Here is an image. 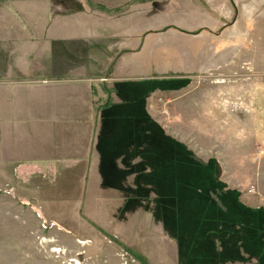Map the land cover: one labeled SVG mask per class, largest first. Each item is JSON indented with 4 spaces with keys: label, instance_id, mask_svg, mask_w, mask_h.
<instances>
[{
    "label": "rangeland",
    "instance_id": "1",
    "mask_svg": "<svg viewBox=\"0 0 264 264\" xmlns=\"http://www.w3.org/2000/svg\"><path fill=\"white\" fill-rule=\"evenodd\" d=\"M160 1L12 0V84H0L12 118L63 86L74 102L57 118L94 127L96 155L89 166L90 155L0 154V264H61L58 245L79 264H200L201 252L208 264H264V3L231 29L262 49L240 51V70L193 71L201 28L164 24L175 20ZM8 136L1 127L0 152Z\"/></svg>",
    "mask_w": 264,
    "mask_h": 264
},
{
    "label": "crops",
    "instance_id": "2",
    "mask_svg": "<svg viewBox=\"0 0 264 264\" xmlns=\"http://www.w3.org/2000/svg\"><path fill=\"white\" fill-rule=\"evenodd\" d=\"M231 1L235 4L238 3L237 7L239 4L243 5V7L247 3L248 5H246L244 8L242 7L243 10L242 8L239 9L238 7L239 11L233 18V24L229 28L221 27L222 24H225L224 20L232 16V10L227 6L228 0L160 1L161 3H165L166 9L163 11L169 10V13L174 15L173 18L175 20L167 21V23L163 22L164 24L181 28L192 26L201 28V33L192 34V36H190L192 40L194 39L197 43L194 45V42H192L191 40V44L187 48L189 49L192 56V63L190 66L191 70L204 71L211 70L215 67H222L224 69L238 68V70H240V51H256L257 49H262L261 44H258V46L256 44H251L252 46L246 44L241 45V43L238 41L241 39L240 36L244 35L243 32L238 29L231 30L234 25L238 24L237 22L241 17L252 21L256 16L254 15V13H256L258 9H261V5L256 6L252 3L250 4L252 0ZM0 2L5 3H0V84L11 85L12 0H3ZM7 3L8 5H6ZM262 3H264V0H260V4ZM242 12L244 14L243 16H241ZM179 13L180 16H177ZM182 18H184L185 20L183 21ZM92 29L91 27H87L86 32L85 30L84 32L87 35H90ZM114 29H117V31L119 32L113 33L112 35L122 37L124 35L123 38L119 37L120 41L122 43H127L128 36L126 37V35H128L129 31L126 29V27L122 29L120 27H114ZM74 32H76L74 33V35H80L81 33V31L79 30L78 32L74 30ZM134 34L135 32L133 31L132 35ZM136 34H138V30ZM59 35L60 37H64L63 32H60V34L58 32V34L56 33L55 35L57 37L56 39L59 38ZM51 37L55 39L54 34H52ZM76 38L78 37L76 36ZM138 39L139 36L135 37L134 41H138ZM204 40L208 43L205 48H202L200 53H203V51L205 53L206 51V54L208 56L206 57V60L203 61V59H196L194 58V56H198L199 48L201 47V45H204L200 41ZM231 61L233 62L231 63ZM54 62L55 60H53V63ZM231 64H233V66ZM244 67L249 68L252 66L249 62ZM83 83L86 84L85 81ZM217 83L220 84L221 82L218 81ZM234 83L240 84L241 81L235 80ZM54 87H60V84L58 83ZM232 87L233 89L239 90L238 85L233 84ZM61 89L62 92L54 91L53 88H50L49 92H45L46 94L44 93L43 95L46 98V100H44L47 101L46 104H39L35 107H32L33 105L31 104L22 108L20 106H18L17 108L13 107L17 110H15L17 112V116H15L14 118H12V96L10 95V93L6 94L5 92L3 95L0 94V129L2 127V129L8 131V137L10 138V143H7L8 151L5 150V153L8 154V156H6L5 153L1 151L0 154H2V156H5V158H7L8 160L11 159L12 163L15 161H40L42 163L67 159L82 160L87 159V156L90 155V158L88 156V159L89 166H91V156L96 155V152L94 150L95 141L92 137L94 135L93 131H95V129L94 127L90 128V125L88 124V122L86 123L85 119L81 120L80 118L79 120L83 122L85 121V123L79 124L75 123V121L65 122L66 120H59V118H57V115L59 116L65 113L69 104H71V102H74L73 98L67 93V91H64L63 86L61 87ZM81 91H85L86 95L88 93L86 87H84V89ZM246 91L247 90H245V92ZM224 92L226 93V95L231 93V97L234 98L241 96L242 93L245 95L244 91H237V93H234L236 92L235 90H233L232 92ZM58 96L61 99H64V102H62L61 104H58L56 102V98ZM54 99L56 103H53ZM28 102L32 101L28 100L26 103ZM41 102H43V99H41ZM90 107L91 106H89L88 108ZM2 112L4 114H2ZM2 123H4V126L8 125L7 128H4V126H2ZM58 124H60L61 126L59 127ZM75 131L77 132L75 133ZM18 172L21 173L22 170L19 169ZM77 243L79 245H82L84 241L77 240ZM205 255L206 254L203 252L200 253V264H208V261L204 260L206 258ZM174 262L176 264V261ZM246 264H249V262Z\"/></svg>",
    "mask_w": 264,
    "mask_h": 264
},
{
    "label": "built area",
    "instance_id": "3",
    "mask_svg": "<svg viewBox=\"0 0 264 264\" xmlns=\"http://www.w3.org/2000/svg\"><path fill=\"white\" fill-rule=\"evenodd\" d=\"M54 239H50V242H53ZM49 251L57 258L61 264H79V252L75 257H72L69 260H65L64 257H66L65 249L62 246H51L49 248Z\"/></svg>",
    "mask_w": 264,
    "mask_h": 264
}]
</instances>
